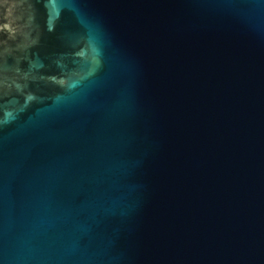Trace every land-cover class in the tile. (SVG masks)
<instances>
[{"label":"water","instance_id":"1","mask_svg":"<svg viewBox=\"0 0 264 264\" xmlns=\"http://www.w3.org/2000/svg\"><path fill=\"white\" fill-rule=\"evenodd\" d=\"M0 264H264V0H0Z\"/></svg>","mask_w":264,"mask_h":264}]
</instances>
